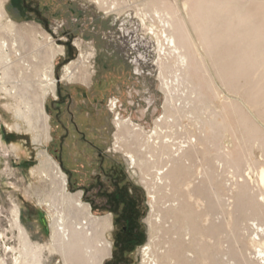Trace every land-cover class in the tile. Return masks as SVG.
<instances>
[{"label": "rangeland", "instance_id": "374dc122", "mask_svg": "<svg viewBox=\"0 0 264 264\" xmlns=\"http://www.w3.org/2000/svg\"><path fill=\"white\" fill-rule=\"evenodd\" d=\"M101 1L102 8L96 0L4 3L7 17L18 27H31L52 46H61L63 54L56 57L53 70L55 95L45 101L50 139L42 148L33 143L26 123L20 122V131L12 126L15 118L5 104L14 101L0 94V258L12 264L6 245L18 248L15 210L30 240L47 247L53 217L71 209L53 172L42 170L37 158L42 149L65 174L68 192L79 193L95 216L111 220L107 233L111 255L102 264H146L164 256L175 243L178 264H264L254 242L260 235L257 226L264 227V215L259 214L264 208L250 197L238 198L241 191L257 194L256 173L264 167V0H234L244 17L243 26L252 28L253 36L248 40L251 48L239 46L245 53L240 57L244 67L228 70L237 71L235 84L221 82L206 58L208 73L227 100L207 89L202 71L192 70V82L202 86L207 107L183 86L173 91L175 99L184 102L189 96L192 102L178 115L172 113L178 127L164 130L172 137L173 151L182 147L190 160L177 180L165 181L157 174L166 165L164 150L149 144L144 147L145 138L141 141L132 133L118 132L114 124L117 112L148 133L167 109L156 38L148 30L150 22L144 26L138 15L148 13V3ZM167 1L177 4L188 19L197 0ZM230 8L231 13L236 9ZM216 24L222 25V20ZM192 34L197 39L193 29ZM226 36L233 41L220 54L234 58L238 33L225 31L222 37ZM70 63L71 79L63 80ZM173 71L164 70L169 82ZM111 101H117L115 112ZM215 121L223 123L219 134L211 129ZM191 137L192 146L188 144ZM129 150L144 161L140 167L129 164L125 157ZM173 252L176 257V249ZM56 254L46 249L43 264H63Z\"/></svg>", "mask_w": 264, "mask_h": 264}, {"label": "bare ground", "instance_id": "6f19581e", "mask_svg": "<svg viewBox=\"0 0 264 264\" xmlns=\"http://www.w3.org/2000/svg\"><path fill=\"white\" fill-rule=\"evenodd\" d=\"M5 2L6 0H0V94L4 98L14 101L13 104H5L6 108L12 111L15 118V124H12V126L20 131V122L26 123L28 131L32 132L33 143L36 144V147L42 148L43 143L50 139L48 116L44 108L45 101L48 95H55L56 81L53 77V70L56 57L63 54V48L58 45L52 46L48 38L46 39L42 35L37 36L31 27H18L15 22L7 17L4 8ZM96 2L101 8L103 7L104 3L101 0H96ZM146 3L149 6L148 13H145L146 10L142 15L136 13L140 15L144 26L147 21L150 22L148 30L156 38L159 55L157 64L161 71L160 77L163 81L162 89L166 95L165 104L167 109L161 117L155 120L154 128L148 133H143L141 127L135 125L129 119L120 118L119 115L115 117L114 124L118 132H125L130 136L133 134L139 140L145 138L142 144L144 147L147 144L161 147V152H163V149V155H166L167 161L165 166L157 170L159 180L165 181L171 178L177 180V176L188 167L186 162L190 158L187 152H184L186 150L182 151V147H177V150L173 151L175 144L172 140L170 141L172 137L164 129L177 126L172 113L178 115V112L185 110L186 106L192 102L189 98V96L192 97V94H196V100L206 105L203 102L202 86L192 82V70L202 71L207 89L216 98L223 101L227 100L220 96L212 76L208 73L209 66L206 63V58L210 60L212 66L216 69V74L221 82L234 85V82H236L234 77L237 71L232 73L228 70H240L244 67V62L240 57L244 56L245 53L240 51L239 46L243 48L253 46L248 43V40L251 41V38H253L252 33H250L252 28L243 26L244 17L240 8L236 7L239 4L234 0H197L195 6L187 14L188 19L175 3L172 5L167 0H146ZM112 4L113 6L116 5L114 2ZM230 7L236 8L233 13L230 12ZM218 20H222V25L216 24ZM217 28L218 31L224 29L223 33L225 31H230L232 35L235 32L238 33V40L234 39L236 41L234 45L239 48H237V54L234 58L231 55L220 54L221 49L225 47L228 49L231 46L229 41H233V38L226 36L225 39L222 37L223 33L218 35ZM192 29L198 40L193 38ZM72 64L65 66L63 80L70 81ZM261 64L264 65V59ZM164 70H174L170 82L164 74ZM180 86H183V89L185 88L189 94L184 100V102H187L185 106L183 101L175 99L172 95L173 91ZM211 124V129L216 130V133L219 134V130L223 128V123L212 122ZM188 144L192 146V137ZM12 148V151L15 152L16 146ZM179 151L182 152L179 153ZM147 153L151 154L150 151ZM37 156L42 170L53 172V176L59 184L58 187L63 193L62 195L72 203V206L69 211L59 212L53 217L50 224V243L47 247L34 244L30 240L27 232L21 226L18 210H13V225L18 233V248L6 245V255L11 254L12 264H43L44 251L47 249L49 253H57L63 264H102L111 255L112 246L107 239V233L111 229V220L108 219L109 217L95 216L90 206L81 200L79 193L71 194L68 192L65 174L47 151L39 149ZM125 157L129 164L134 167L138 166L140 162H144L131 150L125 151ZM149 157H152V155H149ZM228 157L225 154V159ZM256 176L258 186H260L257 194L250 193V190L241 191L238 198L243 200L250 197L252 202L264 208V167L259 168ZM259 214L264 215V212L260 209ZM257 228L260 235H256L258 236L256 239L258 242H254L259 247L258 257L262 259L264 258V242H261L264 240V227L260 225ZM177 246L176 243L171 245V249L168 248L167 253L159 259L154 254L157 257H152L153 259L146 262V264H169L170 262L178 264L180 261L178 259L179 247ZM173 249L177 251L176 257L171 254ZM150 251L148 254L151 256L153 253L151 247ZM0 264H7V261L0 258Z\"/></svg>", "mask_w": 264, "mask_h": 264}, {"label": "built area", "instance_id": "2783aa9c", "mask_svg": "<svg viewBox=\"0 0 264 264\" xmlns=\"http://www.w3.org/2000/svg\"><path fill=\"white\" fill-rule=\"evenodd\" d=\"M110 105H111V111L115 112V110L117 109V101H111ZM117 115H119V114L116 112L115 116H117Z\"/></svg>", "mask_w": 264, "mask_h": 264}]
</instances>
